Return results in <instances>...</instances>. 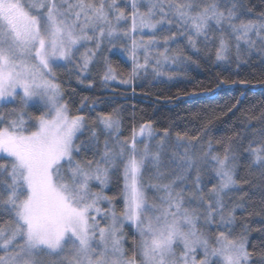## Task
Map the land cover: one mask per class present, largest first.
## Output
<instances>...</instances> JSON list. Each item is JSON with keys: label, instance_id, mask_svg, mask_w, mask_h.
<instances>
[{"label": "snow or ice", "instance_id": "1", "mask_svg": "<svg viewBox=\"0 0 264 264\" xmlns=\"http://www.w3.org/2000/svg\"><path fill=\"white\" fill-rule=\"evenodd\" d=\"M202 57L264 60V10L0 0V264H264V108L214 147L212 118L173 132L133 109L126 128L114 99L117 84L164 86ZM60 73L113 99L77 106ZM236 85L244 96L264 79L216 88Z\"/></svg>", "mask_w": 264, "mask_h": 264}, {"label": "trees", "instance_id": "2", "mask_svg": "<svg viewBox=\"0 0 264 264\" xmlns=\"http://www.w3.org/2000/svg\"><path fill=\"white\" fill-rule=\"evenodd\" d=\"M248 3L256 12L264 10V0H248ZM68 79L65 73H60V80L65 84L66 92L73 97L77 106L85 96L89 97L88 103L92 100L113 99L110 90L109 94L102 95L99 87L88 89L76 84L74 77L71 78L70 84ZM222 79L226 81L264 79V60L256 58L248 64H241L238 68L235 63L218 65L214 62V58L210 60L202 57L199 67L191 65L186 76L164 86L153 87L147 81H138L136 92L133 95L131 86H128L127 92H124L125 86L117 84L114 99L127 109L126 128L130 127L133 109L137 122L141 116L151 118L157 128L171 127L173 132L187 131L197 134L207 120L212 118L210 132L205 140L212 139L215 147L216 140L230 135L234 129L241 128L242 121L248 115L259 114L264 108V87L260 85L250 87L245 95L241 96L240 85L216 88ZM96 80L99 84L98 76ZM141 84L143 87L140 86ZM234 104L236 108L229 112L228 108ZM100 107L104 105L101 104ZM246 174V170L242 169L240 175L245 176ZM115 191L116 189L113 188L112 192ZM259 219L255 215L252 217L253 227L259 226ZM257 235L258 233H253V237Z\"/></svg>", "mask_w": 264, "mask_h": 264}]
</instances>
